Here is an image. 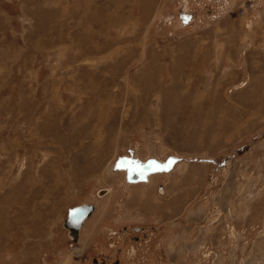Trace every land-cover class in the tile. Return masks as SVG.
I'll list each match as a JSON object with an SVG mask.
<instances>
[{
  "label": "rangeland",
  "instance_id": "obj_1",
  "mask_svg": "<svg viewBox=\"0 0 264 264\" xmlns=\"http://www.w3.org/2000/svg\"><path fill=\"white\" fill-rule=\"evenodd\" d=\"M0 264H264V0H0Z\"/></svg>",
  "mask_w": 264,
  "mask_h": 264
},
{
  "label": "water",
  "instance_id": "obj_2",
  "mask_svg": "<svg viewBox=\"0 0 264 264\" xmlns=\"http://www.w3.org/2000/svg\"><path fill=\"white\" fill-rule=\"evenodd\" d=\"M176 159H177L176 157H171L169 159V161H172V163L169 164V161L167 162L166 164L167 169H170L173 166ZM149 169L153 170L151 167H149ZM93 210H94L93 205L82 204L75 206L73 209L69 211L68 216L64 221V226L70 229V235L73 237L74 240H77L79 238L80 229L83 225L84 219L86 217H89L92 214Z\"/></svg>",
  "mask_w": 264,
  "mask_h": 264
},
{
  "label": "snow or ice",
  "instance_id": "obj_3",
  "mask_svg": "<svg viewBox=\"0 0 264 264\" xmlns=\"http://www.w3.org/2000/svg\"><path fill=\"white\" fill-rule=\"evenodd\" d=\"M132 163L133 162H130V161H120L116 166H117V168H121V169H123L126 166H128L127 170L131 172L133 170L132 167H131ZM171 163H172V161H169V164H171ZM149 167H151L154 171L167 170L166 166H161L156 161L150 162ZM135 168H136L137 171H139V174L141 176L144 175V172L142 170V166L141 165L136 164Z\"/></svg>",
  "mask_w": 264,
  "mask_h": 264
},
{
  "label": "bare ground",
  "instance_id": "obj_4",
  "mask_svg": "<svg viewBox=\"0 0 264 264\" xmlns=\"http://www.w3.org/2000/svg\"><path fill=\"white\" fill-rule=\"evenodd\" d=\"M167 170H170V169H167ZM90 217V216H89ZM89 217H86L85 219H84V222H85V220L87 219V218H89ZM84 222H83V225H84ZM82 225V226H83ZM82 228V227H81ZM69 231H70V229H68ZM80 231H81V229H80ZM80 236V235H79Z\"/></svg>",
  "mask_w": 264,
  "mask_h": 264
},
{
  "label": "flooded vegetation",
  "instance_id": "obj_5",
  "mask_svg": "<svg viewBox=\"0 0 264 264\" xmlns=\"http://www.w3.org/2000/svg\"><path fill=\"white\" fill-rule=\"evenodd\" d=\"M86 221V220H85ZM85 223V222H84ZM83 227V226H82Z\"/></svg>",
  "mask_w": 264,
  "mask_h": 264
}]
</instances>
